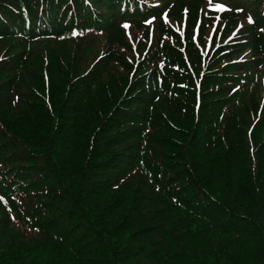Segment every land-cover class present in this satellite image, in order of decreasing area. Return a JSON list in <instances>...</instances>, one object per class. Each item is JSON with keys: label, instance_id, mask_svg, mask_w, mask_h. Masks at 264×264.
Returning a JSON list of instances; mask_svg holds the SVG:
<instances>
[{"label": "trees", "instance_id": "obj_1", "mask_svg": "<svg viewBox=\"0 0 264 264\" xmlns=\"http://www.w3.org/2000/svg\"><path fill=\"white\" fill-rule=\"evenodd\" d=\"M200 1L0 0V264H264V0Z\"/></svg>", "mask_w": 264, "mask_h": 264}, {"label": "rangeland", "instance_id": "obj_2", "mask_svg": "<svg viewBox=\"0 0 264 264\" xmlns=\"http://www.w3.org/2000/svg\"><path fill=\"white\" fill-rule=\"evenodd\" d=\"M218 1L214 0V3H217ZM201 5H202V12L203 14L208 18L209 16H212L214 13L212 12V10H214L213 8L211 7H207L206 6V0H201L200 1ZM220 12L218 13L217 16H219ZM250 24V21H249V17L248 16H242L241 19H240V25H243L244 27L248 26ZM141 31H138L137 33H134V35H139L141 36L140 34ZM243 57L245 59H251L253 57L252 53L250 52H247L246 54L243 55Z\"/></svg>", "mask_w": 264, "mask_h": 264}, {"label": "snow or ice", "instance_id": "obj_3", "mask_svg": "<svg viewBox=\"0 0 264 264\" xmlns=\"http://www.w3.org/2000/svg\"><path fill=\"white\" fill-rule=\"evenodd\" d=\"M206 6L207 7H211L214 9V11H218V12H221V11H225V6L223 4H220V3H214V0H206ZM238 10H241L242 9H238ZM249 21L251 22V17H249ZM125 28L128 27L127 24L124 25ZM0 199H3V197H0Z\"/></svg>", "mask_w": 264, "mask_h": 264}]
</instances>
